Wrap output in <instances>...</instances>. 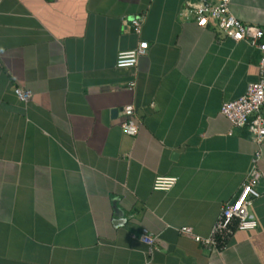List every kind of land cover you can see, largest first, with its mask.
Listing matches in <instances>:
<instances>
[{
  "label": "crops",
  "instance_id": "0c3cea01",
  "mask_svg": "<svg viewBox=\"0 0 264 264\" xmlns=\"http://www.w3.org/2000/svg\"><path fill=\"white\" fill-rule=\"evenodd\" d=\"M185 1L0 0V264H264V142L219 112L261 51L214 18L198 25ZM229 8L264 42V0ZM140 39L136 64L115 66ZM124 104L135 134L120 128ZM257 146L255 227L219 248L180 234L208 232ZM155 174L176 179L153 189ZM141 228L158 234L152 250Z\"/></svg>",
  "mask_w": 264,
  "mask_h": 264
},
{
  "label": "built area",
  "instance_id": "2783aa9c",
  "mask_svg": "<svg viewBox=\"0 0 264 264\" xmlns=\"http://www.w3.org/2000/svg\"><path fill=\"white\" fill-rule=\"evenodd\" d=\"M190 1H185V16H191L201 26H204L209 18H214L218 28L224 34L231 36L234 40H244L261 51L257 61L256 78L246 82L242 93L222 100L219 106V112L227 118L230 126H246L250 137L258 145L260 142H264V115L262 114L264 103V42L259 41L263 33L262 29L253 24L242 23L236 18L229 8V0ZM129 21L132 30L139 32L141 17L133 15ZM146 45L147 41L140 39L133 47L117 50L114 65L117 67L135 65L138 56L144 53ZM13 91L19 99L24 101L31 96V91L27 87L14 86ZM121 114L122 118L119 122L121 130L128 134H135L137 121L133 116L132 105L124 104L121 107ZM230 132L231 128L228 130V133ZM260 153V146H257L236 194L221 204L206 234L196 233L191 226L186 224L176 227V230L204 247L219 248L234 229L255 227L256 219L249 212L248 206L252 199L260 193L257 189V183L261 178V172L256 163ZM175 179L176 176L172 174H155L152 179V188L167 189ZM136 235L141 242L147 245L148 250L156 247L157 233L141 228Z\"/></svg>",
  "mask_w": 264,
  "mask_h": 264
},
{
  "label": "water",
  "instance_id": "95a60500",
  "mask_svg": "<svg viewBox=\"0 0 264 264\" xmlns=\"http://www.w3.org/2000/svg\"><path fill=\"white\" fill-rule=\"evenodd\" d=\"M112 111H114V110H112Z\"/></svg>",
  "mask_w": 264,
  "mask_h": 264
}]
</instances>
